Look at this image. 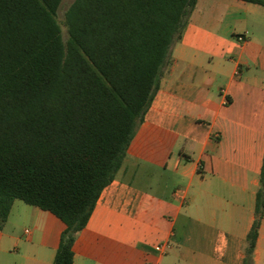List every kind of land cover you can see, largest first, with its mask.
I'll list each match as a JSON object with an SVG mask.
<instances>
[{
	"label": "crops",
	"instance_id": "obj_1",
	"mask_svg": "<svg viewBox=\"0 0 264 264\" xmlns=\"http://www.w3.org/2000/svg\"><path fill=\"white\" fill-rule=\"evenodd\" d=\"M163 129L179 150L155 148ZM263 164L264 5L198 0L74 264H243ZM20 201L0 264H54L65 223ZM253 258L264 264V218Z\"/></svg>",
	"mask_w": 264,
	"mask_h": 264
},
{
	"label": "trees",
	"instance_id": "obj_2",
	"mask_svg": "<svg viewBox=\"0 0 264 264\" xmlns=\"http://www.w3.org/2000/svg\"><path fill=\"white\" fill-rule=\"evenodd\" d=\"M62 2L0 0V235L21 200L65 223L54 264H74L198 0H75L67 41ZM263 218L264 164L243 264Z\"/></svg>",
	"mask_w": 264,
	"mask_h": 264
},
{
	"label": "rangeland",
	"instance_id": "obj_3",
	"mask_svg": "<svg viewBox=\"0 0 264 264\" xmlns=\"http://www.w3.org/2000/svg\"><path fill=\"white\" fill-rule=\"evenodd\" d=\"M75 0H63L59 11H58V21L61 25L63 31L64 40L68 39V29L66 26V12L70 6L74 3ZM168 132L166 129H163L160 135V138L157 140L155 148H165L166 151H177L179 150V142L175 137H168ZM174 136V135H173ZM20 201V200H19ZM21 202V201H20Z\"/></svg>",
	"mask_w": 264,
	"mask_h": 264
},
{
	"label": "built area",
	"instance_id": "obj_4",
	"mask_svg": "<svg viewBox=\"0 0 264 264\" xmlns=\"http://www.w3.org/2000/svg\"><path fill=\"white\" fill-rule=\"evenodd\" d=\"M238 40L241 43H245V42H247V37H246V35H239ZM168 248H169L168 244H161V245H158L155 247L156 251L159 252L161 255L165 254L166 251L168 250Z\"/></svg>",
	"mask_w": 264,
	"mask_h": 264
}]
</instances>
